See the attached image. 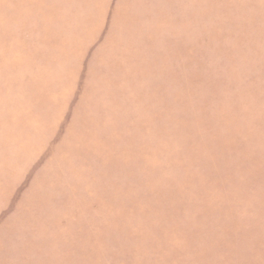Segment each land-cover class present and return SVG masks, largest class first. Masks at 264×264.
Masks as SVG:
<instances>
[{
	"label": "rangeland",
	"instance_id": "obj_1",
	"mask_svg": "<svg viewBox=\"0 0 264 264\" xmlns=\"http://www.w3.org/2000/svg\"><path fill=\"white\" fill-rule=\"evenodd\" d=\"M0 264H264V0H0Z\"/></svg>",
	"mask_w": 264,
	"mask_h": 264
}]
</instances>
